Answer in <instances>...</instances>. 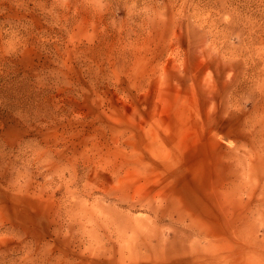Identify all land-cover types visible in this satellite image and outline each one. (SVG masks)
Returning <instances> with one entry per match:
<instances>
[{
    "label": "rangeland",
    "instance_id": "1",
    "mask_svg": "<svg viewBox=\"0 0 264 264\" xmlns=\"http://www.w3.org/2000/svg\"><path fill=\"white\" fill-rule=\"evenodd\" d=\"M0 264H264V0H0Z\"/></svg>",
    "mask_w": 264,
    "mask_h": 264
}]
</instances>
